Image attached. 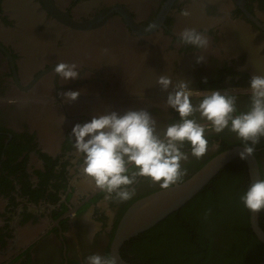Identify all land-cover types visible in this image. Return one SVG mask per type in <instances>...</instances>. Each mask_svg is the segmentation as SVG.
Here are the masks:
<instances>
[{"label": "flooded vegetation", "instance_id": "obj_1", "mask_svg": "<svg viewBox=\"0 0 264 264\" xmlns=\"http://www.w3.org/2000/svg\"><path fill=\"white\" fill-rule=\"evenodd\" d=\"M182 9L190 17L181 16ZM150 24L157 27L146 30ZM185 27L210 38L206 52L177 43ZM200 55L205 60L197 63ZM59 62L76 63L80 77L62 82L53 72ZM256 74H264V0H0V264H85L92 254L115 257L114 241L127 210L162 190L140 178L131 200L105 206L106 194L80 175L82 157L71 137L77 123L144 109L162 131L179 114L164 106L172 88L162 90L156 83L160 75L171 76L173 84L190 81L197 91L232 90L239 110L246 111ZM70 90L81 95L66 104L60 93ZM199 99L193 97V103ZM206 137L209 150L201 159L192 157L185 143L189 160L180 183L223 152L243 147L227 130L209 129ZM254 157L264 178V140ZM221 174L224 192L218 193ZM250 184L247 160L233 158L179 210L124 242L119 257L126 264H184L176 241L190 236L192 263L264 264V243L240 201ZM195 198L198 203L188 212L184 207ZM202 212L206 235L189 229L193 235H170L175 239L170 249L157 245L158 235H152L157 225L172 217L170 222H177L170 227H178ZM96 224L100 231L90 238ZM259 225L264 231V212Z\"/></svg>", "mask_w": 264, "mask_h": 264}, {"label": "clouds", "instance_id": "obj_2", "mask_svg": "<svg viewBox=\"0 0 264 264\" xmlns=\"http://www.w3.org/2000/svg\"><path fill=\"white\" fill-rule=\"evenodd\" d=\"M180 15L190 17L187 9ZM150 24L148 29L156 28ZM177 43L191 46L197 52H206L210 47V38L195 27H185L177 33ZM205 60L197 57V63ZM55 75L62 82L80 77L76 63L59 62ZM164 91L169 92L164 104L179 114V120L167 125L162 131L157 120L147 110H129L123 115L112 111L93 116L90 122L77 123L72 129L73 147L78 157H82L80 175L83 180L100 190L105 206L108 202L123 203L136 194L140 178L159 184L162 189H170L179 184L187 175L183 165L189 160V154L183 151L185 143L191 145V156L203 158L209 150L206 131L216 134L226 130L234 133L243 144L239 156L247 160L254 156L256 146L264 140V74L251 77L249 105L246 111L238 108V97L232 90L197 91L190 87L191 82L173 79L169 75H160L156 79ZM207 83V79H205ZM80 91L61 92L64 102L72 103L80 97ZM193 97L199 102L193 103ZM199 115V120L196 118ZM200 120L206 121L201 123ZM65 117L61 116L62 124ZM240 201L252 214L264 212V178L251 183ZM109 216L114 215L111 209ZM96 224L89 233L93 238L100 231ZM85 264H118L114 256L92 254L87 256Z\"/></svg>", "mask_w": 264, "mask_h": 264}, {"label": "water", "instance_id": "obj_3", "mask_svg": "<svg viewBox=\"0 0 264 264\" xmlns=\"http://www.w3.org/2000/svg\"><path fill=\"white\" fill-rule=\"evenodd\" d=\"M243 147H234L210 160L192 177L170 189L156 191L135 202L127 210L119 225L114 241L115 258L118 264L124 263L117 250L133 236L149 229L171 213L179 210L192 199L230 160L239 156ZM251 183L260 178V171L254 156L247 159ZM251 224L259 240L264 243V231L259 225V213H251Z\"/></svg>", "mask_w": 264, "mask_h": 264}, {"label": "trees", "instance_id": "obj_4", "mask_svg": "<svg viewBox=\"0 0 264 264\" xmlns=\"http://www.w3.org/2000/svg\"><path fill=\"white\" fill-rule=\"evenodd\" d=\"M234 174V170L233 171H229L228 176H233ZM217 184H218V188L217 191L218 193H223L224 192V182L222 181V174L219 176V178L217 179ZM235 182L233 181V179L230 180V184H234ZM223 188V189H221ZM199 198H195L194 200H192L188 205H186L184 208L187 209L188 212H193V208L196 206V204L198 203ZM219 203V197H217L214 201V209H217V205ZM190 205V206H189ZM204 209H206V206L203 205ZM209 208H207L206 210H208ZM205 215L203 212L202 213H197L195 215H190L186 218L185 222H178L177 225L178 227L174 226L173 228L170 227V225L172 224L173 221L177 222V220H173L172 222L171 219L172 217H169L168 219H166L162 224H159L156 226V228L152 231V235H158V237L156 239H158V244H162L163 246H168L169 249L171 247H173V244H170L169 241H175V239H171L172 236L170 235H193L190 231H188L189 229H192L195 235H206V229L204 226V224H201L203 222H206L205 219ZM192 216V218H191ZM151 231L144 233V235H150ZM155 238H153V240H156ZM173 243V242H171ZM176 243H178L179 245V249H180V255L183 257V263L184 264H200V263H192L191 262V254L189 253V250L193 247V245L195 244L194 239H192L190 236L185 237H181L178 238ZM201 244V243H199ZM206 245V243L203 241L201 244V247H204ZM191 247V248H190ZM195 248H197V246H195ZM160 249V248H159ZM159 249L157 251V254H159ZM168 252L169 250H164L163 252ZM165 252V253H166ZM165 253L163 255H161V261L164 263L167 260V255H165ZM172 264H176V263H172Z\"/></svg>", "mask_w": 264, "mask_h": 264}, {"label": "bare ground", "instance_id": "obj_5", "mask_svg": "<svg viewBox=\"0 0 264 264\" xmlns=\"http://www.w3.org/2000/svg\"><path fill=\"white\" fill-rule=\"evenodd\" d=\"M117 227H118V226H117ZM117 227H116V228H117ZM153 227H154V226H153ZM151 228H152V227H151ZM263 229H264V228H263ZM116 230H117V229H116ZM115 232H116V231H115ZM125 242H127V241H125ZM128 251H129V250H128ZM126 254H127V253H126ZM132 254H133V253H132ZM124 259H125V258H124ZM133 260H134V259H133ZM133 260H132V261H133ZM128 261H129V260H128ZM135 261H136V260H135ZM134 264H135V263H134Z\"/></svg>", "mask_w": 264, "mask_h": 264}]
</instances>
